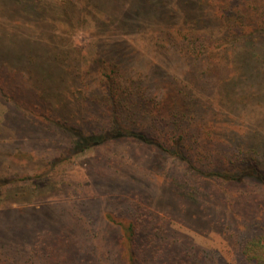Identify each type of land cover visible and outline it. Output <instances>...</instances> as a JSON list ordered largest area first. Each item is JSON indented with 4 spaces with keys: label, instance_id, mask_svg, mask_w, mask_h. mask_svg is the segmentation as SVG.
Masks as SVG:
<instances>
[{
    "label": "rangeland",
    "instance_id": "374dc122",
    "mask_svg": "<svg viewBox=\"0 0 264 264\" xmlns=\"http://www.w3.org/2000/svg\"><path fill=\"white\" fill-rule=\"evenodd\" d=\"M63 1L0 0V67L20 68L29 91H36L32 82L39 84L44 64L53 66L54 59L62 57L66 59L63 70L54 68L66 75L70 74L69 64L73 69L96 74L102 63L114 56L122 61L132 57L138 66L158 61L172 72L173 66L164 63L168 54L150 36L157 27L181 20L182 0H70L68 5ZM218 1L206 0V8L212 3L218 5ZM207 16L204 14L203 21L211 25ZM198 29L209 27L199 25ZM245 77L250 85L243 94L250 91L258 95L249 106L233 108L217 95L211 98L228 113L227 125L246 131L251 141L259 138L264 144V64ZM1 82L0 264H44L46 253L49 256L53 247L56 249L49 259L70 264L90 247L86 248L87 243L97 245L99 239L88 242L89 230L105 235V248L110 238L115 243L121 229L110 225L106 213L127 225L129 218L119 209L130 212L133 205L139 204L150 214L148 220L154 229L164 228L166 239L178 241L180 259L182 247L194 246L217 255L223 264H241L244 259L240 246L245 237L264 232V188L254 187L248 193L239 186L225 189L207 182L205 191L210 197L203 200L208 206L205 209L209 210L213 201L225 215L224 222L217 224L208 217L203 202L185 198L179 184L171 182L184 168L174 159L127 141L72 154L67 150L68 136L42 132L40 121L49 125L46 112L39 108L40 119L34 120L32 113L22 112L9 101ZM241 191L244 196L240 197L254 206L251 212L250 207L238 211L231 204L223 205L226 196ZM66 210L71 213L62 216L61 224L71 225L73 217H82L79 227L69 234L59 233L62 229H55L53 218L57 211ZM91 216L95 229H84L85 218ZM51 228L55 230L45 236L43 232ZM142 237L140 241L146 243L147 236ZM40 238L44 245L34 248ZM90 252L89 258H101ZM109 255L113 258L115 252Z\"/></svg>",
    "mask_w": 264,
    "mask_h": 264
},
{
    "label": "trees",
    "instance_id": "16d2710c",
    "mask_svg": "<svg viewBox=\"0 0 264 264\" xmlns=\"http://www.w3.org/2000/svg\"><path fill=\"white\" fill-rule=\"evenodd\" d=\"M181 2V20L157 27L150 36L168 54H163L167 57L164 63L173 66L171 73L158 61L138 66L132 57L122 61L114 56L102 63L96 74L73 69L69 64L70 74L66 75L62 71L66 59L62 57L55 58L53 66L44 64L39 84L32 82L36 91H29L20 68L1 65L5 95L22 112L32 113L34 120L40 119L38 110L43 109L49 125L40 121L42 132L68 136L67 150L72 154L127 141L174 159L184 170L171 182L179 184L185 198L198 202L209 198L207 182L225 189L239 186L248 193L254 187L264 188V144L259 138L251 141L246 131L227 125L228 113L211 98L217 95L233 108L249 106L258 98L250 91L243 94V89L250 85L246 74L264 64V0H219L210 8H206V0ZM63 3L68 5L70 0ZM204 14L211 25L204 23ZM199 25L209 29L200 31ZM243 191L226 196L223 205L231 204L238 211L250 207L251 212L254 206L240 197ZM133 206L130 212L122 208L117 211L129 218L127 225L113 214H105L110 225L121 229L115 243L110 238L105 248V235L89 230L88 242L99 239L97 245L87 243L86 248L90 247L70 264H223L217 255L194 246L182 247L183 259L178 258V241L166 239L164 228H153L144 205ZM202 206L208 209L205 201ZM209 208L205 210L213 222H224V211H218L213 201ZM70 213L57 211L53 215L55 229H62L59 233L69 234L79 227L82 217L75 218L73 214L71 225L61 224L62 216ZM93 220L92 216L85 218L84 229H95ZM52 228L43 232L45 236L55 230ZM143 234L147 236L146 243L140 241ZM39 241L34 248L44 245L42 238ZM55 249L49 256L46 251L44 264H67L58 258L49 259ZM90 251L101 258H89ZM111 252L115 257L109 255ZM240 253L244 259L241 264H264V232L245 237Z\"/></svg>",
    "mask_w": 264,
    "mask_h": 264
}]
</instances>
